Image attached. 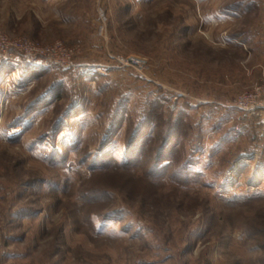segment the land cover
I'll use <instances>...</instances> for the list:
<instances>
[{
    "label": "rangeland",
    "instance_id": "374dc122",
    "mask_svg": "<svg viewBox=\"0 0 264 264\" xmlns=\"http://www.w3.org/2000/svg\"><path fill=\"white\" fill-rule=\"evenodd\" d=\"M0 34L71 60L0 59V264H264V0H0Z\"/></svg>",
    "mask_w": 264,
    "mask_h": 264
},
{
    "label": "built area",
    "instance_id": "2783aa9c",
    "mask_svg": "<svg viewBox=\"0 0 264 264\" xmlns=\"http://www.w3.org/2000/svg\"><path fill=\"white\" fill-rule=\"evenodd\" d=\"M17 56H21L27 63L42 57L51 66L70 67L71 64L70 52L59 40L41 44L29 38L10 40L6 35L0 34V59L7 62ZM13 74L16 75L14 71ZM232 105L242 111L255 113L263 111L264 79L255 83L251 89L237 94Z\"/></svg>",
    "mask_w": 264,
    "mask_h": 264
}]
</instances>
